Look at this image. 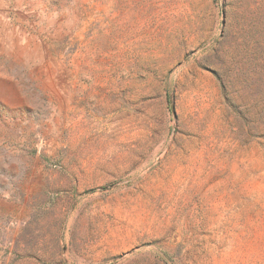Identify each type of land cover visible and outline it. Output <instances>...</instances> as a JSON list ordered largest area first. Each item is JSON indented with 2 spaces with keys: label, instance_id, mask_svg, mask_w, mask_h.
Instances as JSON below:
<instances>
[{
  "label": "rangeland",
  "instance_id": "obj_1",
  "mask_svg": "<svg viewBox=\"0 0 264 264\" xmlns=\"http://www.w3.org/2000/svg\"><path fill=\"white\" fill-rule=\"evenodd\" d=\"M0 264H264V0H0Z\"/></svg>",
  "mask_w": 264,
  "mask_h": 264
}]
</instances>
